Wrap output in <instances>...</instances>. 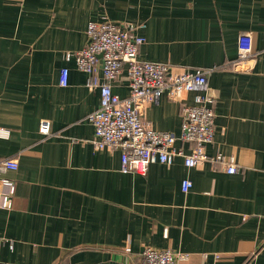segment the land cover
I'll list each match as a JSON object with an SVG mask.
<instances>
[{"label":"crops","instance_id":"crops-1","mask_svg":"<svg viewBox=\"0 0 264 264\" xmlns=\"http://www.w3.org/2000/svg\"><path fill=\"white\" fill-rule=\"evenodd\" d=\"M104 18L139 25V58L174 70L228 63L240 35L252 33L253 69H218L208 80L216 118L206 150L234 155L238 171L210 161L187 167L176 156L146 174L124 173L119 149L95 148L87 116L99 88L64 56ZM113 91L129 94L125 71ZM194 95L163 93L144 119L180 135ZM0 126L11 131L0 155L19 162L2 175L15 182L12 208L2 206L9 187L0 183V264H141L146 246L188 254L180 264H264V0H0ZM175 147L190 151L181 140Z\"/></svg>","mask_w":264,"mask_h":264},{"label":"built area","instance_id":"built-area-1","mask_svg":"<svg viewBox=\"0 0 264 264\" xmlns=\"http://www.w3.org/2000/svg\"><path fill=\"white\" fill-rule=\"evenodd\" d=\"M139 25L123 24L104 18L90 21L87 27V44L78 51H67L65 59H75L80 71L87 74L86 85L99 88L100 105L88 114L94 126L92 143L96 149L114 148L121 152L120 170L124 173L146 174L149 165L156 162L171 164L176 156H183L187 167H195L207 161L226 165L228 173L238 171L234 155L219 152L210 155L206 147L214 141L215 98L209 90L208 80L215 70L251 71L256 57L254 39L244 32L238 39V55L223 65L213 67H183L174 70L165 62L139 58L145 36L137 32ZM125 71L130 87L127 96L113 91ZM70 69L63 67L60 85H69ZM194 92L191 104L182 107L180 135L154 128L144 119L146 104L157 103L163 93L172 100H182L186 93ZM40 133L52 134L51 123L43 120ZM10 129L0 126V138L10 136ZM181 140L190 145L189 153L175 147ZM19 167L15 157L0 155V183L9 187L2 197V206L13 207L15 182L2 175ZM192 186L189 178L182 181V191ZM189 255L171 249L146 246L142 251L141 264H180Z\"/></svg>","mask_w":264,"mask_h":264},{"label":"water","instance_id":"water-1","mask_svg":"<svg viewBox=\"0 0 264 264\" xmlns=\"http://www.w3.org/2000/svg\"><path fill=\"white\" fill-rule=\"evenodd\" d=\"M96 264H125V263H122V262L116 261V260H109V261L99 262Z\"/></svg>","mask_w":264,"mask_h":264}]
</instances>
